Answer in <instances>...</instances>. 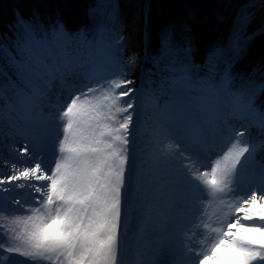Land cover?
I'll return each instance as SVG.
<instances>
[{
	"label": "snow or ice",
	"instance_id": "6c2138e0",
	"mask_svg": "<svg viewBox=\"0 0 264 264\" xmlns=\"http://www.w3.org/2000/svg\"><path fill=\"white\" fill-rule=\"evenodd\" d=\"M173 45L167 29L154 67ZM124 50L105 24L70 32L35 13L0 36V126L21 141L0 174V264H127L130 247L135 264H264V141L230 123L251 118L264 132L257 93H232L213 50L208 75L186 62L163 99L145 94ZM229 94L237 102L221 103Z\"/></svg>",
	"mask_w": 264,
	"mask_h": 264
},
{
	"label": "trees",
	"instance_id": "16d2710c",
	"mask_svg": "<svg viewBox=\"0 0 264 264\" xmlns=\"http://www.w3.org/2000/svg\"><path fill=\"white\" fill-rule=\"evenodd\" d=\"M17 13L26 19L37 14L43 27L60 22L76 32L105 24L113 35L122 34L121 54L136 61L125 70L128 78L161 98L166 92L161 86L178 76L186 62L195 65L198 78L208 75L206 61L219 50L218 69H231L232 93L242 88L257 93L256 104L264 110V0H0V36L11 35ZM167 29H174L173 49L154 67L152 59L160 53V36ZM185 37L191 38V53L184 51Z\"/></svg>",
	"mask_w": 264,
	"mask_h": 264
},
{
	"label": "rangeland",
	"instance_id": "374dc122",
	"mask_svg": "<svg viewBox=\"0 0 264 264\" xmlns=\"http://www.w3.org/2000/svg\"><path fill=\"white\" fill-rule=\"evenodd\" d=\"M56 92H57V89L54 88L53 93L51 94L52 95L51 96V100L53 102L55 101ZM143 92L145 94H147L144 90H143ZM220 102L223 103V104H226V105H231L233 103H236L237 101L230 94V96L228 95L227 97L222 98ZM200 103L202 105H208V104L211 103V101L208 100V99H204V100L200 101ZM141 119L143 121V127L151 128L152 125H153V121L157 119V116L154 114V111H153V109L151 107H144L141 110ZM230 123L235 128L237 123L234 122V119H232L230 121ZM240 124L241 125L239 126L238 129H241V128L248 129L247 138L250 141H252L254 143H259L261 141H264V132H262L260 129H258L257 127L254 126V123H253L251 118L242 119ZM9 137H11L10 140H11V143H13V139L14 138L9 135L8 127L6 125L0 126V143H3L5 141H7V139ZM17 140H18V144H20L21 141L19 139H17ZM148 140H149V137H148V135L146 133L144 135L143 139L140 141L139 147H144L145 145H147ZM9 147H10V144H9ZM148 147H149V150H150L151 146L149 145ZM6 148H8V147L1 146V144H0V174H8V173H4L8 167L4 165L3 161L7 160V161H9V163H11V162L15 161V159H16V157L15 158L12 157V154ZM263 154H264V151L258 152V154H257V160L258 161L264 160V155ZM260 155H261V157H260ZM27 163L30 164L32 162L27 161ZM130 257L136 258L135 249L131 248V247L129 248V251L127 253L126 260L129 259ZM158 259L167 260V259H170V256H169V254L165 253L162 257H158ZM134 262H135V260L133 261V264H135Z\"/></svg>",
	"mask_w": 264,
	"mask_h": 264
},
{
	"label": "bare ground",
	"instance_id": "6f19581e",
	"mask_svg": "<svg viewBox=\"0 0 264 264\" xmlns=\"http://www.w3.org/2000/svg\"><path fill=\"white\" fill-rule=\"evenodd\" d=\"M240 125H241V124H238L236 129H238ZM10 138H11V137H9V138L7 139V141H5V142H3V143H0L1 146L8 147V148H6V149L9 150V151H10V148L13 146V144H17V145H18V140H17L16 138L13 137V138H14V139H13V143H11ZM9 144H10V147H9ZM263 155H264V154H263ZM12 157L15 158V156H14L13 154H12ZM260 157H261V155H260ZM12 160H13V159H12ZM30 162H33V161H30ZM9 170H10V169H9V167H8L4 173H8ZM17 259H20V258L17 257ZM130 259H131V260H130ZM135 259H136V258H134V260H135ZM126 261H127V264H131V262L133 261V258L130 257V258L127 259Z\"/></svg>",
	"mask_w": 264,
	"mask_h": 264
}]
</instances>
